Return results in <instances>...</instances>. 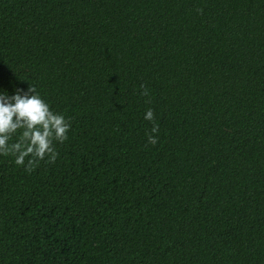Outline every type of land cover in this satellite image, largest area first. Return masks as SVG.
Here are the masks:
<instances>
[{
    "label": "trees",
    "instance_id": "1",
    "mask_svg": "<svg viewBox=\"0 0 264 264\" xmlns=\"http://www.w3.org/2000/svg\"><path fill=\"white\" fill-rule=\"evenodd\" d=\"M0 264H264V0H0Z\"/></svg>",
    "mask_w": 264,
    "mask_h": 264
}]
</instances>
